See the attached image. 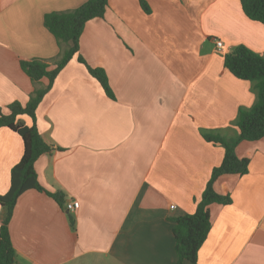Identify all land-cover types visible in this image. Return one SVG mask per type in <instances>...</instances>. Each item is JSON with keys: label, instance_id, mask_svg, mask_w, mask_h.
<instances>
[{"label": "crops", "instance_id": "1", "mask_svg": "<svg viewBox=\"0 0 264 264\" xmlns=\"http://www.w3.org/2000/svg\"><path fill=\"white\" fill-rule=\"evenodd\" d=\"M86 1L0 0L4 111L25 105L34 89L21 60L60 52L45 15ZM146 1L150 13L140 0H108L104 18L82 32L80 53L105 69L112 97L74 57L37 109V127L55 147L36 161L38 180L80 207L25 191L10 221L15 264H176L174 218L195 211L224 157L203 133L235 137L239 110L258 95L256 82L225 67L224 55L244 44L264 56V23L240 0ZM23 152L22 137L1 127L0 195ZM236 152L250 158L249 171L216 180L232 203L210 205L212 227L195 264H264V138L243 140ZM5 214L0 204V226Z\"/></svg>", "mask_w": 264, "mask_h": 264}, {"label": "trees", "instance_id": "2", "mask_svg": "<svg viewBox=\"0 0 264 264\" xmlns=\"http://www.w3.org/2000/svg\"><path fill=\"white\" fill-rule=\"evenodd\" d=\"M240 1L249 18L264 23V0ZM140 4L145 12H151L146 0H140ZM107 7L108 0H87L74 9L47 13L44 17V25L55 36L60 52L51 58L21 60V66L31 78L34 89L25 105L14 101L7 106V112L0 106V128H10L24 141L23 155L11 170L10 188L5 194L0 195V204L6 210L0 226V264L16 262L10 221L18 198L25 191L37 189L45 192L60 206L66 207V193L63 190L51 191L44 187L38 180L36 171V161L55 148L44 139L37 127V109L54 86L60 72L74 57H77L78 61L83 63L91 75L98 80L103 90L113 96L105 69L90 65L80 53V38L86 23L95 18H104ZM224 64L238 78L256 82L258 95L252 107L239 110L236 121L238 134L235 137L228 138L213 132L203 133L207 141L224 147V157L219 165L213 167L195 211L174 218L176 264L197 262L200 247L212 227L210 205L232 203L230 194H222L215 189L216 180L225 174L248 173L250 158L238 156L237 145L243 140L253 141L264 138V56L244 44H239L224 55ZM43 77L49 79L47 84L42 82ZM22 116H29L33 123L26 124ZM70 223L75 228V220L72 216Z\"/></svg>", "mask_w": 264, "mask_h": 264}, {"label": "built area", "instance_id": "3", "mask_svg": "<svg viewBox=\"0 0 264 264\" xmlns=\"http://www.w3.org/2000/svg\"><path fill=\"white\" fill-rule=\"evenodd\" d=\"M216 43H217L218 50H223V47H224L223 41L218 39ZM79 207H80V202L77 199H72V200H69V201L66 202V208L69 211H75Z\"/></svg>", "mask_w": 264, "mask_h": 264}]
</instances>
